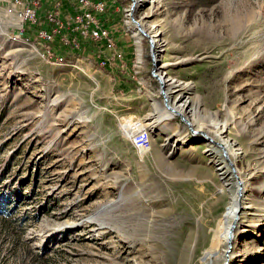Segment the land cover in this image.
Segmentation results:
<instances>
[{"label": "rangeland", "instance_id": "1", "mask_svg": "<svg viewBox=\"0 0 264 264\" xmlns=\"http://www.w3.org/2000/svg\"><path fill=\"white\" fill-rule=\"evenodd\" d=\"M102 1L117 58L0 1V264H264V0Z\"/></svg>", "mask_w": 264, "mask_h": 264}, {"label": "built area", "instance_id": "2", "mask_svg": "<svg viewBox=\"0 0 264 264\" xmlns=\"http://www.w3.org/2000/svg\"><path fill=\"white\" fill-rule=\"evenodd\" d=\"M6 3V12L8 14H15L16 7L20 6L19 21L20 26L23 27L25 22L32 23L37 17V7L39 0H0ZM81 8L67 17L61 14L60 2H55L53 8L47 12V20L53 22V28L46 30L40 28L35 34V39L40 40L46 47V52L50 56V43L54 36L62 29L67 31L61 36L60 40L64 44H72L74 47L79 46L78 38L84 40H102L105 49L111 53L110 58L120 57L121 54L117 51L115 42L111 37L109 29L102 24L97 15L105 10V4L102 0H77ZM21 27V28H22ZM127 126L123 129L131 143L141 150H147L145 147V140L148 138L138 131L136 121L127 122Z\"/></svg>", "mask_w": 264, "mask_h": 264}, {"label": "trees", "instance_id": "3", "mask_svg": "<svg viewBox=\"0 0 264 264\" xmlns=\"http://www.w3.org/2000/svg\"><path fill=\"white\" fill-rule=\"evenodd\" d=\"M72 1V0H71ZM62 2L63 1H60V11H61V14L63 15L64 13V9L63 8H61V7H64L65 5H66V2L64 3V4H62ZM41 2L39 3V5H38V7H37V17H36V20L34 21V22H32V23H29V22H25L24 24H23V30H22V38L23 39H26L27 41H30V42H32L31 40H30V38L27 36V34L28 35H30V34H34V36H35V34H36V32H37V30L38 29H40V28H43V29H46V30H51L52 28H53V22H50V21H48L47 20V16H46V14H47V11H49V8L48 9H46V11L44 12V25L45 26H39V27H37V29H34V30H30V26H31V24H33V23H37V22H39V20H40V16H41V13H42V6H41ZM69 5V4H68ZM78 9V8H77ZM78 10H75V11H73L72 13H75V12H77ZM72 13H70V14H72ZM30 24V25H29ZM67 30L66 29H62V30H60V32L58 33V34H56L55 36H54V38H53V40L51 41V43H50V47H51V45L53 44V43H55L56 41H57V43L59 42V48H61L62 46H64V47H66V46H68V48L69 49H77L78 47H74L72 44H64L61 40H60V38H61V36L66 32ZM84 41H92V40H84ZM89 45V44H88ZM52 47L54 48V46L52 45ZM57 50V49H56ZM91 50H93L92 49V47H91ZM76 53V52H75ZM60 58H61V60H64V62H73L74 60H75V58H73V56H72V54L70 53V52H65V53H63V55H61L60 56ZM102 61H103V59H101ZM105 63L106 62H104L103 63V65H105ZM15 200V199H14ZM14 200H12L10 203L9 202H7L6 200H0V214H10V210H11V206H10V204H13L14 203Z\"/></svg>", "mask_w": 264, "mask_h": 264}, {"label": "bare ground", "instance_id": "4", "mask_svg": "<svg viewBox=\"0 0 264 264\" xmlns=\"http://www.w3.org/2000/svg\"><path fill=\"white\" fill-rule=\"evenodd\" d=\"M133 1H134V0H133ZM135 1H136V3H135V7H139L138 0H135ZM138 28H140V29L143 30V31L145 30V29H144V24H143V22L140 21V20H138V21L134 24V33H133V35H134L135 37H137L138 39H140V38L143 37V34L139 31ZM151 36L153 37L154 35L151 34ZM138 39H136V43H138ZM138 55H139V54H138ZM164 85H165V83H164ZM164 95L166 96L167 101L170 102L172 110H174L175 113H176V111H177V112H180V113L182 114V113H183V107L176 106V104H174V102L171 101L170 92H168V90H165ZM141 132H142V131H141ZM142 134H143V133H142ZM148 138H149V137H148ZM220 144H221V143H220ZM221 146H222V148H223V145H222V144H221ZM223 149H224V148H223ZM225 151H226V150H225ZM222 160H223V159H222ZM223 161H224V160H223ZM228 172H229L230 175H231V172H230L229 170H228ZM231 177L234 178L233 175H231ZM230 232H231V231H230ZM230 232H229V235H228V237H227V241L229 240ZM230 255H231V254H230Z\"/></svg>", "mask_w": 264, "mask_h": 264}, {"label": "water", "instance_id": "5", "mask_svg": "<svg viewBox=\"0 0 264 264\" xmlns=\"http://www.w3.org/2000/svg\"><path fill=\"white\" fill-rule=\"evenodd\" d=\"M134 3V2H133ZM133 6H134V4H133ZM135 21V20H134ZM139 29V28H138ZM140 30V29H139ZM143 34H144V31L143 30H140ZM160 80V79H159ZM162 93H163V90H162ZM164 102H165V104H166V99L164 98ZM181 117H182V119L183 120H186L185 119V117L183 116V115H180ZM187 124L189 125V122H188V120H187ZM192 132H196L195 130H192ZM232 228H233V225H232ZM228 245H230V244H228Z\"/></svg>", "mask_w": 264, "mask_h": 264}, {"label": "crops", "instance_id": "6", "mask_svg": "<svg viewBox=\"0 0 264 264\" xmlns=\"http://www.w3.org/2000/svg\"><path fill=\"white\" fill-rule=\"evenodd\" d=\"M66 2V0H63V3H65Z\"/></svg>", "mask_w": 264, "mask_h": 264}]
</instances>
